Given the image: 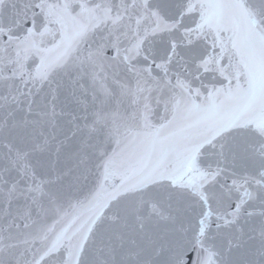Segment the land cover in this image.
<instances>
[{
    "label": "snow or ice",
    "instance_id": "1",
    "mask_svg": "<svg viewBox=\"0 0 264 264\" xmlns=\"http://www.w3.org/2000/svg\"><path fill=\"white\" fill-rule=\"evenodd\" d=\"M0 264H264V0H0Z\"/></svg>",
    "mask_w": 264,
    "mask_h": 264
}]
</instances>
